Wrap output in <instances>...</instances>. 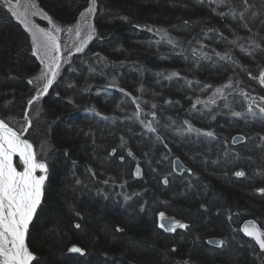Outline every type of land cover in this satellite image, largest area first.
Segmentation results:
<instances>
[{
	"label": "trees",
	"instance_id": "trees-1",
	"mask_svg": "<svg viewBox=\"0 0 264 264\" xmlns=\"http://www.w3.org/2000/svg\"><path fill=\"white\" fill-rule=\"evenodd\" d=\"M48 1L64 16L86 3V0ZM97 3L99 10L93 18L95 37L84 53L72 55L71 63L63 64L48 94L33 105L30 113L33 126L26 137L32 141L37 158L49 166L39 213L47 209L48 218L51 211L55 214L48 231L70 228L67 237H55L50 231L47 247L62 250L63 241L80 235L79 241L85 248L103 245L114 252L116 261L125 259L133 264H142L143 259L148 262L163 259L155 262L160 264L174 259L188 264H248L244 260L246 254L229 253L243 250L246 244L239 243L244 238L241 239L238 227L244 220L252 218L264 228V193L260 191L264 189L261 140L264 117L259 115L256 105L253 111L257 116H249L247 100L239 94L242 89L252 97L264 96V87L248 76L249 72L259 76L264 68V0H249L254 7L245 14L243 22L250 31L241 27L239 19H221L212 14L207 3L202 6L197 0H97ZM230 6L237 12L243 10L241 0H230ZM218 11H228V7ZM251 12L257 13L254 19L250 18ZM148 27L166 30L180 42L178 47L173 50L169 45L154 43L160 37L148 32ZM205 33L209 38H205ZM221 35L227 40H221ZM237 37L236 46L228 43ZM251 40L261 47L253 51L249 46ZM26 42L17 28L13 29L4 19L0 21V115L14 117L16 128L23 123V110L34 93L26 82L32 63ZM200 43L206 45L203 51L211 59L192 55L191 49H199ZM238 45L252 54L241 53ZM226 50L239 62L238 66H230L216 56ZM181 52L183 55H178ZM69 67L75 71H68ZM172 72L178 73V77L165 80L157 76ZM228 77L234 83L239 81L235 91L225 90L231 91L230 110L223 108L224 102L219 99L215 106H208L211 111L203 104L197 105L198 109H204V115L192 110L197 97L206 101L214 91L212 88L201 92L203 84L220 86ZM113 78L116 87L109 86ZM187 81H193L191 87ZM69 83L74 87L69 88ZM141 87L144 91H138ZM120 88L130 95L125 97ZM136 97L142 109L139 120L133 116L136 104L132 100ZM256 103L259 104V99ZM153 104L157 105L155 109L151 107ZM232 111L242 115L234 117ZM152 112L159 121L153 122L157 133L148 132L141 123L152 121ZM185 120L201 131H213L215 138L195 132L177 134L176 127ZM234 135L245 139L233 145ZM114 148L115 155L109 156ZM127 152H132L133 158ZM174 158L180 159L193 175L189 176L188 170L180 175L174 173L171 163ZM134 164L141 166L142 178L129 188L124 183L133 182L127 179ZM239 169L245 173L240 178L234 174ZM165 176L167 185L161 182ZM108 178L116 180L114 188L104 192L100 189L108 201L99 208L89 194L105 186ZM126 196L131 198L125 199ZM156 211L183 219L189 227L175 237L161 234L155 228ZM86 219L90 224L88 233L83 232ZM118 226L123 231L117 232ZM107 235L110 240H106ZM209 235L223 239L224 244L217 251L205 245ZM43 248L47 249L46 245ZM205 249L224 260L214 263ZM254 249L257 253L251 255L250 263L264 264L263 255Z\"/></svg>",
	"mask_w": 264,
	"mask_h": 264
},
{
	"label": "snow or ice",
	"instance_id": "snow-or-ice-1",
	"mask_svg": "<svg viewBox=\"0 0 264 264\" xmlns=\"http://www.w3.org/2000/svg\"><path fill=\"white\" fill-rule=\"evenodd\" d=\"M200 5L207 3L212 14L219 16L221 19H227L231 17L233 21L239 19L241 21V27L249 29L247 23H244L245 14L249 12V9L254 7L249 4V0H241L243 4V10L237 12L234 7L230 6V0H197ZM4 5L8 7V11L11 12L12 16L23 25L24 30L29 33L32 41V55L35 56L42 65L40 69V75L35 77L36 86L34 90V95L30 96L27 101V106L23 110V123L20 124L19 128H16L13 124L14 117L7 115H0V264H32L36 260V256L30 251L29 247L26 245V237L29 233L30 226L33 224L38 210L41 208L43 203V197L45 193L46 181L49 178V166L46 162L38 160L37 153L34 150V145L30 142L26 136L30 134L29 130L33 126V120L30 115L33 105L37 104L41 99L46 96L49 89L53 86L54 82L57 80L58 75L61 72L63 63H71L70 57L73 55L71 48L75 49V53H84L85 48L88 46L89 42L93 40L96 34L95 26L90 22V18L95 17L98 12L97 0H87V6L80 13V18L75 24V37L76 42L70 46L65 45L62 49L60 33L62 29L54 23L50 17H45L48 24L51 26L50 30H45L44 28L38 27L35 23L31 22L28 18L29 12L26 6L24 11L20 10V0H3ZM214 5V7H213ZM30 7L34 8L35 4H31ZM228 7V11H218V9ZM31 15L35 16L36 13L32 12ZM257 16L256 12H251L250 18H255ZM188 21H185L187 24ZM140 27V26H136ZM87 29V34L82 38L83 29ZM67 32L71 33L72 28H68ZM148 32L154 35H159L160 39L154 41L156 44H166L175 50L179 41L171 37V35L162 29L153 30L151 27L147 28ZM209 31L215 32V29H210ZM235 35V33H233ZM205 38H209L207 33L204 34ZM215 38V37H213ZM221 40H227L226 37L221 35ZM239 37L235 40L228 41V43L236 46ZM199 43V41H197ZM191 44V41H188ZM240 52L246 55H251L252 53L248 51L243 45H238ZM249 46L253 51L259 49L260 44L256 43L255 40H251ZM206 45L200 43L199 49L193 47L191 49L193 56H198L200 59H211L203 49ZM67 50L68 55L63 56L62 51ZM264 50V49H262ZM215 51V50H213ZM178 55H183V53H178ZM216 56L221 61H225L228 65L239 64L229 51H225L223 54L217 52ZM99 58V57H98ZM187 59V57H184ZM107 67V65H104ZM244 69L241 67V71ZM68 71H75V69L69 67ZM90 71L95 72V69H90ZM103 69H101V73ZM100 74V73H97ZM158 77H163L165 80H171L178 77V73L172 72L168 75L163 73H157ZM250 79L257 80L261 87H264V68L259 72V76H254L251 72L248 73ZM29 84H33V80L28 81ZM189 87L193 84V81L186 82ZM195 83L199 84V81ZM239 85V81L233 82L232 77H228L227 81L220 86H214L210 84H203L200 87V91L206 93L209 89L214 88L212 95L206 100L201 101L199 97L192 103V110L199 111L201 115H204V109H198L197 105L203 104L205 109L211 111L208 108L209 105L215 106L217 99L223 101V108L230 110V103L228 101V96L231 91H235V87ZM110 87H116L115 78L110 82ZM69 88L74 87L71 83L68 84ZM231 90L226 92L225 90ZM125 97L130 94L126 92L123 88L119 89ZM138 91H144L141 87ZM243 95L248 103L247 114L252 117L257 116V112L253 111V105H256L258 113L261 117H264V96L262 97H252L248 93L244 92L242 89L239 92ZM259 99V104L256 103ZM139 97L132 100L133 104H136V110L133 116L136 119H140L142 109L137 103ZM71 103V100H69ZM165 103H171L170 101H165ZM153 109L157 107L156 104L151 106ZM92 111H95L92 109ZM99 115V113H97ZM152 121L144 122L141 121L144 128L151 133H157L158 129L154 126L153 122H159L157 114L155 112L151 113ZM231 115L234 117H240L242 113L232 111ZM215 119V115L212 116ZM16 123H20L16 121ZM171 127V125H168ZM175 132L179 135L185 133L191 134L195 132L197 135L206 136L209 138H215V133L213 131H201L195 128L194 125L185 120L182 126H177ZM123 140V138H121ZM159 140L160 137L157 136ZM245 137L234 136L231 138L232 143L243 142ZM264 141V136L261 137ZM167 147V145H165ZM42 151L45 146H41ZM116 149L114 148L109 156L115 155ZM129 156L132 152L128 153ZM14 157H18V163L14 165ZM123 157L121 160L123 161ZM172 163V171L178 172L183 171V165L180 163L179 159L174 160ZM216 163V161H213ZM22 166V170H17L18 167ZM91 171V169H89ZM155 171V169H153ZM39 173V174H37ZM236 177H243L245 173L243 171H236ZM140 175L139 166L134 172V176L138 177ZM188 175L191 176L193 173L188 170ZM164 185L168 184V177L165 176L161 181ZM77 183H80L78 180ZM107 183V181H105ZM123 187V185H121ZM264 193V189L260 190ZM134 195H139V193H134ZM131 197L126 196L125 199H130ZM160 227L166 231L172 232L177 228L187 229L189 225L180 222L165 221L164 213H160ZM76 228H80L79 224L75 225ZM117 232L123 231V229L117 227ZM242 231L244 235L249 237L254 241L255 245L259 247L261 253H264V232L257 227L256 223L251 222L249 225L245 226ZM206 244L213 246H222L223 241L209 240L205 241ZM69 253H78L81 256L84 255V250L81 247L75 245L67 249ZM173 252L176 251L175 248L172 249ZM183 264H188L184 261Z\"/></svg>",
	"mask_w": 264,
	"mask_h": 264
},
{
	"label": "rangeland",
	"instance_id": "rangeland-1",
	"mask_svg": "<svg viewBox=\"0 0 264 264\" xmlns=\"http://www.w3.org/2000/svg\"><path fill=\"white\" fill-rule=\"evenodd\" d=\"M13 3H15V0H13ZM31 4H35V7L32 8L30 7ZM28 7V12H29V20L33 23H35L38 27L40 28H44L45 30H50L51 29V26L48 24L47 22V19L45 18L46 16L47 17H50L54 23L56 25H58L62 31L60 33V40H61V45H62V49L65 48V45H68L70 46L71 44L75 43L76 42V37H75V24H76V21L80 18V13L84 10V8L87 6V0H86V3L85 5H79L77 6L74 11L70 14H68L67 16H64L62 15L58 10H56L54 8V6L48 1V0H20V10L21 11H24L25 7ZM32 12H35L36 15L33 16L31 15ZM93 18H90V22L94 25V21H93ZM6 20V22L8 24H10V26L15 29L17 28L18 31L21 32V34L23 35L24 39L26 38V44L28 46V57H29V61H30V74L29 76L27 77V83L29 80H33L34 83L33 84H29V86L33 87V92H34V87L36 86V81H35V77H38L40 75V69L42 67V65L40 64V61L32 55V41H31V36L29 35L28 32H26L24 30V27L21 23H19L11 14V12L8 11V7L6 5H4L3 3V0H0V21L1 20ZM68 28H72V32L69 33L67 32L66 30ZM87 34V29L84 28L83 31H82V38L84 35ZM71 51L74 54H78V53H75V49L74 48H71ZM62 55L63 56H67L68 55V51L67 50H64L62 51ZM64 64V63H63ZM62 64V66H63ZM34 95V93H33ZM235 136V135H234ZM233 136V137H234ZM28 140H30L28 137H26ZM31 141V140H30ZM32 142V141H31ZM231 143H232V140H231ZM239 145V144H238ZM52 149V148H51ZM128 154V152H127ZM130 158H133V156H131ZM174 159H178V158H174ZM173 159V161H174ZM39 160V159H38ZM52 160V159H51ZM180 160V159H179ZM41 161H44V160H41ZM45 162V161H44ZM180 162L182 163V161L180 160ZM18 162L16 161V164ZM48 164V163H47ZM183 164V163H182ZM184 165V164H183ZM132 171L128 174L129 176V179H127L128 181H133L132 183L131 182H125L124 183V186L126 184V187H133L134 184L136 183V181L140 180L142 178V168L139 164H134L132 165ZM139 166L140 168V175L138 177L134 176V172L136 170V168ZM185 166V165H184ZM186 167V166H185ZM20 167H18V169H20ZM118 170L121 171V168H118ZM187 167H186V170H183L181 173H176L177 175H180L182 174L183 172L187 171ZM119 171V172H120ZM237 171H243L242 169H239ZM122 172V171H121ZM236 172V171H235ZM79 173H81V171H79ZM240 178V177H238ZM114 179V178H113ZM111 178V180L108 178L107 179V184L105 186H103L102 188H99L97 185H94V187H98V191L94 194H89V197H91L92 201L96 204V206H98L99 208H101V205H102V202H105V201H108L107 199H105L103 196V192H104V189H108V191H112V189L114 188V182L116 180H113ZM131 179V180H130ZM125 179H123L122 182H124ZM47 183V181H46ZM121 184V183H120ZM102 185V184H101ZM108 186V187H107ZM86 189V188H85ZM103 189V192L101 190ZM114 191V190H113ZM91 195V196H90ZM104 199V200H103ZM43 200H44V197H43ZM107 203V202H106ZM106 206V205H104ZM52 207V205H51ZM40 209L38 210V213H37V216L33 222L32 225H34L33 227V232H32V228L30 226V230H29V233L26 237V245L29 247L30 251L33 252L36 256V260H34L32 262V264L35 262V264H133V263H130L128 262V260H125L124 261L122 259L120 260H117L115 259L114 257V252L113 251H109V249H107V247L103 246V245H98V246H94L92 247L91 249H87L85 248L84 244L79 241L81 236H77V237H74V238H71L69 241H63V244H65L62 248V250H54V249H49L47 247L48 245V236H49V232L50 231H53V228L49 229L48 231V224L50 223V220L51 218L55 215L52 211H51V218H48L46 215L48 213V210L47 209H44V211L40 212ZM260 212H262L263 210H259ZM264 212V211H263ZM160 213H164V219L165 218H169L171 219L172 221H180V223H184V224H187L188 223L183 220V219H180L176 216H173V215H170L164 211H156L155 212V228L159 229L161 232V234H164L168 237H171V236H177L179 235L180 233L179 232H183L185 229H180V228H177L175 231H172V232H169V231H166L164 230L163 228H161L159 225L161 223V220H160ZM53 214V215H52ZM81 219V218H80ZM84 221V224H86L87 227L84 228L83 232L85 233H88V230L87 228L90 227V224L89 223V220L86 219V220H83ZM251 221V220H250ZM254 223L257 224L258 228L261 229L262 232H264V228L261 227L259 225V223L256 221V220H252ZM245 222H248V220H244L240 225H239V232L241 234V241H239V243L241 244H244L242 243L243 241L246 243L244 244V248L243 250L240 249L241 247H239L238 249L240 250H232L229 252H227V254H231V253H241L242 255H247V257H244V260L248 262V264H251L250 263V260L249 258L251 259V255L253 254H256V250L254 249V247L257 248V251L260 252L259 250V247L255 245L254 241H252L249 237L245 236L242 232V226L245 224ZM119 227V226H118ZM245 227V225H244ZM70 228L69 226L67 227H61L60 229L56 230V231H53L54 234H52L53 236H65L67 237L68 236V232H69ZM31 233H33L31 235ZM51 233V232H50ZM107 239L106 240H110L111 239V236H108L106 237ZM156 238V237H154ZM159 238V237H158ZM68 240V238H66ZM209 240H214V241H223L222 238L218 237V236H213V235H209L208 237L205 238V241H209ZM59 241V240H58ZM60 242V241H59ZM230 243L232 244V246H236L234 243V240H230ZM62 244V241H61V246L63 245ZM223 244H224V241H223ZM46 245V248L47 249H44L43 247H45ZM77 246V247H81L83 250H84V255H80L78 253H69L67 251V249L71 246ZM171 245H174V243L172 242ZM206 246L209 247V249L213 250V251H217V249L221 246H213V245H210V244H206ZM247 245V246H246ZM254 246V247H253ZM64 249V250H63ZM173 249V247H172ZM171 249V251H172ZM205 254L211 259L214 261V263H218L217 261H223L224 258L222 256H216L214 255L211 251L205 249L204 250ZM157 253V252H156ZM218 253V252H217ZM261 253V252H260ZM226 254V255H227ZM264 257V253H261ZM219 255V254H218ZM173 258H170L169 260H171ZM163 259H161L160 261H162ZM158 260L156 261H153V262H148V260L146 259H143L142 260V264H160V263H155V262H160ZM172 262H169V261H163L164 264H183L182 261H177V260H171ZM254 261V260H253ZM140 261H138L137 263H139ZM166 262V263H165Z\"/></svg>",
	"mask_w": 264,
	"mask_h": 264
},
{
	"label": "water",
	"instance_id": "water-1",
	"mask_svg": "<svg viewBox=\"0 0 264 264\" xmlns=\"http://www.w3.org/2000/svg\"><path fill=\"white\" fill-rule=\"evenodd\" d=\"M235 136H241V135H235ZM241 142H237V143H235V144H233V145H238V144H240ZM174 160H177V159H174ZM180 161V160H179ZM181 163V162H180ZM182 164V163H181ZM183 165V164H182ZM183 170H186V167L183 165ZM182 171H178V172H176V173H181ZM165 221H171V222H180V221H172L171 219H169V218H165ZM251 222H253L252 220L250 221V220H248V222H245V226H247V225H249ZM244 225L242 226V229L244 228ZM257 225V224H256ZM258 227V226H257ZM165 230V229H164ZM243 232V231H242ZM243 234H244V232H243Z\"/></svg>",
	"mask_w": 264,
	"mask_h": 264
},
{
	"label": "bare ground",
	"instance_id": "bare-ground-1",
	"mask_svg": "<svg viewBox=\"0 0 264 264\" xmlns=\"http://www.w3.org/2000/svg\"><path fill=\"white\" fill-rule=\"evenodd\" d=\"M30 141V140H29ZM31 142V141H30ZM18 157H14V165L16 164V161L18 162ZM18 171L19 170H22V166H21V168L20 169H17ZM37 174H39V173H37ZM246 220H254V219H252V218H248V219H246Z\"/></svg>",
	"mask_w": 264,
	"mask_h": 264
}]
</instances>
